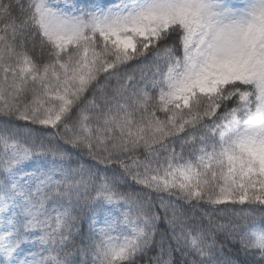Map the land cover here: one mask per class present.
Returning a JSON list of instances; mask_svg holds the SVG:
<instances>
[{
	"label": "snow or ice",
	"instance_id": "6c2138e0",
	"mask_svg": "<svg viewBox=\"0 0 264 264\" xmlns=\"http://www.w3.org/2000/svg\"><path fill=\"white\" fill-rule=\"evenodd\" d=\"M0 264H264V0H0Z\"/></svg>",
	"mask_w": 264,
	"mask_h": 264
}]
</instances>
